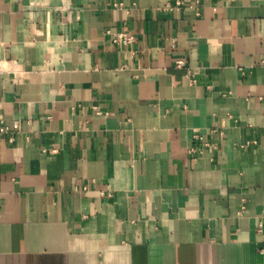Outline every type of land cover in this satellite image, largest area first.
Returning <instances> with one entry per match:
<instances>
[{
	"label": "crops",
	"instance_id": "0c3cea01",
	"mask_svg": "<svg viewBox=\"0 0 264 264\" xmlns=\"http://www.w3.org/2000/svg\"><path fill=\"white\" fill-rule=\"evenodd\" d=\"M0 264H264V0H0Z\"/></svg>",
	"mask_w": 264,
	"mask_h": 264
},
{
	"label": "built area",
	"instance_id": "2783aa9c",
	"mask_svg": "<svg viewBox=\"0 0 264 264\" xmlns=\"http://www.w3.org/2000/svg\"><path fill=\"white\" fill-rule=\"evenodd\" d=\"M107 32L111 33L112 40L116 43L125 44L131 42L134 37L132 35L127 34L123 31H111L107 30ZM181 60H177V64H181ZM190 150L195 151V148H191Z\"/></svg>",
	"mask_w": 264,
	"mask_h": 264
}]
</instances>
